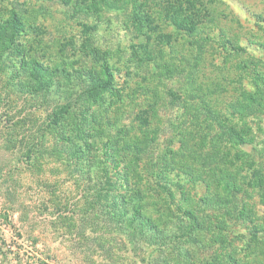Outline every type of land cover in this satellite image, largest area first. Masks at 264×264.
I'll return each mask as SVG.
<instances>
[{
	"label": "trees",
	"instance_id": "trees-1",
	"mask_svg": "<svg viewBox=\"0 0 264 264\" xmlns=\"http://www.w3.org/2000/svg\"><path fill=\"white\" fill-rule=\"evenodd\" d=\"M59 1L73 17L93 21L81 25L84 40L79 45L92 62L70 70L61 69L59 63L45 65V56L41 58L28 44L16 8L0 23V150L11 156L10 160L1 158L0 176H17L25 165L38 168V156L45 154L62 157L73 167L71 173L84 196L55 204L54 232L61 243L70 241L65 254L82 264H243L237 257L240 252L254 255L263 251L264 230H259L260 220L250 202L253 196L244 188L255 190L264 206V150L256 158V147H264V67L254 62L251 45H243L238 35L216 34L211 27L215 5L221 0ZM104 25L110 35H119L121 30L125 37L111 43L102 37L108 43L103 46L96 36ZM165 26L173 30L167 31ZM130 34L139 43L123 51L121 43ZM165 46L182 47L186 54L166 56ZM259 47L264 49V43ZM125 56L132 58L124 61ZM131 61L136 63L135 71L148 70L136 84L138 88L153 100L162 93L164 106L169 105L168 98L179 100L174 121H180L181 129L177 133L175 126L172 132L181 138L177 142L169 139L149 178L153 180L152 195L169 200L176 210L167 225L146 214L147 203L134 207V199H142L141 190L136 189L142 180L138 172L150 168L146 164L144 169V159L154 162L149 152L160 145L157 137L165 127L159 120L160 105L153 101L144 110H134L131 122L123 126L113 117L119 116L128 86L137 76L126 75L120 84L122 71L117 66L120 62L128 69ZM153 65L169 81L176 79L175 72L184 73V84L178 90L162 85V76L152 73ZM208 66L214 68L212 77L205 73ZM154 78H158L157 84ZM204 78L209 79L208 84ZM156 120L159 127L148 131L159 124ZM247 142L255 144L253 153L242 157L230 149L231 144ZM1 151L0 157H4ZM134 154L138 156L133 162ZM231 155L233 159L237 155V160L242 157L243 166L250 163L246 169L250 183L246 184L247 177L237 183V177L229 176L231 183L223 188L219 178L216 186L224 197L195 195L196 200L191 201L192 190L213 177V171L204 172L206 177L198 173L195 164H201L200 158L205 162L220 159L230 166ZM171 164L194 178L187 181L189 187L193 185L183 201L177 200L171 188L161 193L157 189L168 170L172 171ZM182 186V190L188 189ZM151 188H147L148 194ZM209 188L206 192L212 190ZM236 194L245 198L243 202H238ZM239 225L248 233L240 234L242 241L237 242L229 236L231 228ZM3 247L0 245V262L9 259ZM28 257L33 264H46L39 253ZM49 258L58 259L56 255Z\"/></svg>",
	"mask_w": 264,
	"mask_h": 264
},
{
	"label": "rangeland",
	"instance_id": "rangeland-1",
	"mask_svg": "<svg viewBox=\"0 0 264 264\" xmlns=\"http://www.w3.org/2000/svg\"><path fill=\"white\" fill-rule=\"evenodd\" d=\"M215 7V24H211V27L216 29V34L225 31L229 37L238 35L242 40L243 45H251L252 48L249 49V54L253 57L252 59H254V62L259 66L264 67L262 61L264 60V49L259 47V43H264V0H221L215 5ZM14 8H16L21 15V19L25 26L28 44L33 47V51L39 54L41 58L45 56V65H57V63H59L61 69L70 70L75 69L83 62H92L91 57L85 56L81 53L79 45H81L84 40L81 25L86 23L90 25L93 21L89 19L86 20L84 16L73 17L72 11L63 6L59 0H0V23H3L10 18L11 11ZM101 29L102 31L100 35H97L96 37L98 38L99 43L103 46L113 42L114 39L120 40L125 37V34L122 33L121 30H119V35L114 36L107 33L105 25L104 27H101ZM165 29L167 31L173 30V28L166 26ZM102 37H105V41L108 43H104L101 39ZM126 38L127 40L121 43L123 51H127L129 46H133L132 44L139 43V41L135 40L131 34ZM164 54L166 56H175V54L181 56L186 54V50L182 49V47L171 49L169 46H165ZM73 55L76 56L73 57ZM119 58L121 60L127 58L124 61H130L132 57L125 56L124 58ZM62 61L67 63L66 67L65 64L63 65ZM137 63V65H139V62ZM68 66H71V68H68ZM117 67L118 71H122L120 84L124 83L126 75H133L134 73L137 75L135 81H132L128 86L129 91L125 93L126 98L124 103L120 106L121 109L119 116H113L117 117L116 121L118 125L123 126L130 123L134 110L135 112L139 111L140 108L144 110L147 108L145 105L153 103V101L158 102L160 105L159 120L162 122L164 121L163 123H165V127L160 128L161 131L157 137L160 145L157 147L154 146V150L153 147L150 149L149 155L154 158V162L153 159L152 162L148 159H144L143 161L144 169H146V164H149L150 168L148 170L140 169L138 172L142 180L139 185L140 187H136V189L141 190V202L139 201V198H137V200L134 198L132 199L135 200L134 207H136V205L139 206L140 203H147L148 210L146 211V214L151 217L154 222L156 221L161 225H167L171 221L170 217L172 215H177L176 210L170 205L171 203H169V200L164 197H159L158 195H152L154 191L153 180L151 181L149 178L153 175V169L156 166L155 162L157 160L155 159L160 155L165 154L164 149L168 146V143L170 142L169 139L173 137L174 141L177 142L181 138L179 135L177 136V134L173 133L175 131H173V127L175 128V126H177V133L181 129L180 121H174L175 117L178 116L175 111L179 106V100L177 99L174 101L172 98H168L169 105L164 106L165 99L162 93H160L161 95L158 99L153 100L152 96H149L144 90L138 88L136 84L142 82V77L145 76L148 70H146V73H144L145 69H137V71H135L137 67L135 61H131L128 69L120 62ZM258 68L262 69L260 67ZM181 69H183V67ZM213 69V67L209 66L205 69L207 77H212ZM152 73L154 76H159L160 74V76H162L160 82L163 83L162 85H167L168 88L173 87L178 90L179 85L182 86L185 82L184 73L177 74L175 72V82L166 79L167 76L165 72L156 68V66L154 67V65L152 66ZM154 79L157 84L159 81L158 78ZM204 80L207 81L205 82L206 84L209 83L208 78L207 80L204 78ZM153 83L152 86L155 85V83ZM160 90L163 92L162 87ZM208 97H210V95H208ZM147 100L149 102H147ZM173 102L175 103L172 104ZM160 121H157L159 124L152 125L148 131L155 127H159ZM262 137L264 138V134ZM178 146L176 144V147ZM253 147H255V144L250 142L242 145H236L234 143L231 144L230 149L232 152H237L243 157L245 155L244 153H253ZM263 150L264 147L261 145L256 147V151L258 152L256 158L262 154ZM154 151H156L155 154H153ZM222 151H224V149ZM1 153L2 156H4L0 157L1 162H3L1 158L8 160L11 159V156H6L7 153L3 150ZM131 156V161L134 162L137 160L138 155L134 154ZM236 156L237 155H235V157ZM235 157L233 159V156L231 155L230 160L232 161V165L230 166H225L220 159L216 162L208 159L209 161L205 162L204 157L200 158L201 164L199 162L198 164H195L199 170L198 173H203L202 177H206L204 172L210 173L213 171L211 174L213 177L216 176V178H208L206 183L202 186L199 184L198 188L192 190V195L189 197L187 195L192 189L193 184L189 187L187 181L194 178H190L185 172H183L186 170H179L177 166L175 167L172 164V171L170 172L168 170V173L165 175L166 180L160 181L159 188H156L160 193L162 192V189L166 190V188H171L178 201H183V199H186L187 197L191 201L196 200L195 195H206L211 199H215L219 195L224 197L225 193L221 192L216 186V179L219 180L220 178L221 187L223 188L231 183V180L228 179L229 176L237 177V183L245 181L246 177V184L251 181V176L246 171L248 168L247 165H250V163L243 166V162H241L240 159L242 157L238 158V160ZM38 158V168L32 169L25 165L22 166L21 169L23 172L16 174L17 176H0V245H4L1 250L7 253L9 257V259H4V262H0V264H33L28 256H36V253H39L46 264H82L65 254V246L69 248L70 241L66 240L61 243L60 240L56 239L57 235L54 232L56 229L54 223L57 221V214H55L57 209L55 204H63L69 200L81 199L84 196L77 188L76 180L73 173H71L73 167L65 162L62 157L56 155L45 154L38 156ZM179 161H181V158H179ZM262 161L264 162V156ZM184 162L187 163L186 161ZM151 163H153L152 166ZM167 181H169L171 185H167ZM136 183L138 184V181H136ZM182 185L185 187L188 186V189L182 190L183 188H180L183 187ZM149 186L152 188L151 192L148 194L147 188H149ZM208 186H210L209 190L212 189L210 192H206L205 190ZM125 187L124 183V188L121 189L122 193L125 192ZM9 189H11L14 194L11 193L10 195L8 192ZM245 190L249 195L253 196L251 197L250 202L255 209L254 211L256 212L257 218L260 220L257 221L259 230L263 231L264 206L261 205V200L256 196L255 190L244 188V191ZM235 198L238 202H243V199H245L242 195L237 194ZM12 201L16 203L12 204L14 206L11 205V203H13ZM219 219L223 220L224 216L219 215ZM238 221L239 223L241 222L240 219ZM233 231H237V234H234ZM245 233L248 232L244 231L242 226L239 225L233 227V229L231 228L229 237L232 240L234 238L238 242L242 239L240 234ZM216 241L219 242L220 240L216 239ZM16 255H20V260L16 258ZM49 255H56L58 259H50ZM237 257L243 264H264V250H260L259 254L256 253L254 255H250L247 252H240ZM52 261L54 263H52ZM226 263L228 264L227 261H225V264Z\"/></svg>",
	"mask_w": 264,
	"mask_h": 264
}]
</instances>
